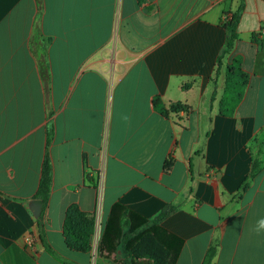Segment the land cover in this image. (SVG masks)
Listing matches in <instances>:
<instances>
[{
	"label": "crops",
	"instance_id": "0c3cea01",
	"mask_svg": "<svg viewBox=\"0 0 264 264\" xmlns=\"http://www.w3.org/2000/svg\"><path fill=\"white\" fill-rule=\"evenodd\" d=\"M241 3L228 62L248 85L224 117V76L212 105L211 79ZM52 125L43 242L29 206ZM117 204L146 219L175 208L161 224L175 264L212 246L211 264H264V0H0V264H89ZM75 205L94 220L90 252L66 244Z\"/></svg>",
	"mask_w": 264,
	"mask_h": 264
},
{
	"label": "trees",
	"instance_id": "16d2710c",
	"mask_svg": "<svg viewBox=\"0 0 264 264\" xmlns=\"http://www.w3.org/2000/svg\"><path fill=\"white\" fill-rule=\"evenodd\" d=\"M41 2L42 0H38ZM244 10V4L241 3L235 13H225L220 21L221 27L226 31L227 39L225 46L218 57L217 68L214 77L211 79L215 88L211 97V105L216 101V84L221 76H224V95L219 103V114L229 117L235 113L236 108L242 101L247 85L248 75L242 68V61L235 57L231 63L228 62L230 55L235 50L236 43L240 39L239 25ZM156 109L163 115H167L165 107L160 100L155 103ZM176 107L181 108L180 105ZM54 136V126L52 125L48 132V141L46 146V156L43 164L39 189L36 198L42 200L44 208L49 203L53 186L54 171L51 162L49 148ZM172 166V162L166 163V170ZM261 170V161L259 155L254 159L253 168L249 180H252ZM175 208L167 207L158 216L152 219L139 217L135 214L126 212L122 206L114 205L110 216L105 224L99 252L102 255L111 257L121 253L123 264H137L133 257L134 251L142 248L143 242L150 238L154 239L155 244L162 252V257L157 258L150 255L147 260H152L154 264H175L176 254L172 252L167 241L166 234L161 232V224L169 217ZM38 224L41 232V240L44 242V222L43 215L38 218ZM66 244L72 250L81 252H90L92 249V238L94 235V220L80 211L78 206H72L66 214L64 225ZM217 253V248L212 246L206 257L204 264H211Z\"/></svg>",
	"mask_w": 264,
	"mask_h": 264
},
{
	"label": "rangeland",
	"instance_id": "374dc122",
	"mask_svg": "<svg viewBox=\"0 0 264 264\" xmlns=\"http://www.w3.org/2000/svg\"><path fill=\"white\" fill-rule=\"evenodd\" d=\"M101 237H99V239H97V237H94V243H93L94 257H93V261H89V264H123V261H122L123 258L117 255L107 257L105 255H102L101 253H98ZM152 254L155 255V257L157 258L162 257V252L161 250H159L158 246L155 244L154 239L148 238L143 242L142 248L140 247L134 251L133 257L138 260H142V259L147 260L146 257ZM148 262L150 264H154L152 260H148Z\"/></svg>",
	"mask_w": 264,
	"mask_h": 264
},
{
	"label": "water",
	"instance_id": "95a60500",
	"mask_svg": "<svg viewBox=\"0 0 264 264\" xmlns=\"http://www.w3.org/2000/svg\"><path fill=\"white\" fill-rule=\"evenodd\" d=\"M30 210L32 211L35 218H39L41 216V210H42V201L41 200H33L30 203Z\"/></svg>",
	"mask_w": 264,
	"mask_h": 264
},
{
	"label": "built area",
	"instance_id": "2783aa9c",
	"mask_svg": "<svg viewBox=\"0 0 264 264\" xmlns=\"http://www.w3.org/2000/svg\"><path fill=\"white\" fill-rule=\"evenodd\" d=\"M210 173H211V174H209V175H214V174H215V171H210ZM95 237H97V239H99V237H101V233H100L99 231L96 232ZM27 244H28L29 246H32V245H33V238L29 237V238L27 239Z\"/></svg>",
	"mask_w": 264,
	"mask_h": 264
},
{
	"label": "clouds",
	"instance_id": "9594fccd",
	"mask_svg": "<svg viewBox=\"0 0 264 264\" xmlns=\"http://www.w3.org/2000/svg\"><path fill=\"white\" fill-rule=\"evenodd\" d=\"M258 227H259V229H264V219H261V220L258 222Z\"/></svg>",
	"mask_w": 264,
	"mask_h": 264
}]
</instances>
